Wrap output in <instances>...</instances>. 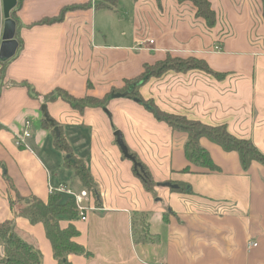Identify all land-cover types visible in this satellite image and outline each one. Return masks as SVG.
<instances>
[{
	"label": "crops",
	"instance_id": "obj_1",
	"mask_svg": "<svg viewBox=\"0 0 264 264\" xmlns=\"http://www.w3.org/2000/svg\"><path fill=\"white\" fill-rule=\"evenodd\" d=\"M206 1L215 14L213 28L196 16L190 2L179 0H121L112 11L95 9V0H17L10 11L21 43L5 62L0 82V223L13 221L12 231L40 252V264H57L44 228L14 217L25 204L11 209L10 201L18 193L46 202L49 182L84 189L73 171L63 167L64 153L54 148L51 130L41 126L42 97L55 89L101 99L122 88L124 80L139 76L144 65L168 54L203 59L227 76L216 80L199 71L169 72L140 87L139 94L162 113L209 126L225 125L230 134L250 140L264 155V2ZM83 5L89 7L81 9ZM64 9L68 11L62 21L36 25L58 17ZM97 11L108 20L128 21L126 31L115 32L122 43L106 42L107 34L98 39ZM142 40L154 44L136 46ZM6 83L12 84L5 87ZM24 83L35 94L20 85ZM44 104L94 183L86 221L78 216L59 218L61 229L75 227L74 242L90 254L70 255L72 264H264L263 166L253 162L244 172L236 153H226L202 138L201 147L220 171L206 173L191 166L190 173H183L188 165L187 135L152 119L131 99L108 100L111 120L102 108H87L80 114L60 99ZM26 121L31 123L29 150L15 145ZM116 130L158 184L155 197L121 154ZM169 182L185 184V192L163 185ZM63 196L61 202L68 198ZM142 214H148L152 240L135 242ZM248 242L257 247L248 250Z\"/></svg>",
	"mask_w": 264,
	"mask_h": 264
},
{
	"label": "trees",
	"instance_id": "obj_2",
	"mask_svg": "<svg viewBox=\"0 0 264 264\" xmlns=\"http://www.w3.org/2000/svg\"><path fill=\"white\" fill-rule=\"evenodd\" d=\"M120 1L121 0H95L94 8L97 10L102 9L112 11ZM179 1L190 2L195 8L196 16L202 18L206 22L207 27L213 28L215 26V14L211 10L208 1ZM87 7H89V5H83L80 8L86 9ZM66 10L67 9L62 10L58 17L42 20L36 25L52 24L62 21ZM18 43L21 42L18 41ZM6 63H3L1 66L0 82L4 79ZM192 71L202 72L216 80L224 79L227 76V73H220L211 69L208 63L203 59L193 56L179 57L168 54L162 60H158L153 64L144 65L143 72L139 76L133 79L124 80L122 88H114L109 94L101 99L89 95L80 98L75 97L60 88L44 95L42 99L44 103L55 102L60 99L67 103L72 109L82 114L87 108H105L108 100L111 98V94L126 93L127 97L137 99L140 104L155 111L158 120L166 123L171 130L185 133L187 135L184 144V155L188 165L182 170L183 173H190L191 166L203 169L206 173L220 171L219 167H217L212 161L208 152L201 147L199 141L202 138L218 146L226 153H236L244 172L249 169L253 162L264 167V155L254 146V144L250 140L239 139L233 136L228 132L225 125L209 126L198 121L189 120L182 116L162 113L155 107L152 100L146 101L139 94L140 87L147 84L153 78H160L169 72L186 74ZM11 84L12 83H6L4 86L8 87ZM20 85L25 86L29 93L35 94L34 90L30 88L28 84L24 83ZM88 87H90V84H87V88ZM49 119L53 124L46 121L43 116L41 126L45 130H51L54 148L64 153L63 167L73 171L74 176L78 178L84 189L94 191L93 178L83 161L73 153L71 146L65 138L62 127L51 119V117H49ZM54 128L57 129L58 135H56ZM128 153L134 158V161L132 162L133 173L140 179L144 189L150 193L152 197H155L154 188L158 184L154 182L148 169L139 160L138 156L129 149ZM163 185L177 193H184L187 187L185 184L173 182ZM20 202H23L25 206L20 208L18 212L15 213L14 217L24 218L28 220L31 225L42 224L45 236L51 245L53 258L57 264H72L68 259L70 255L90 256L89 252L74 242V239L78 236V231L75 227L69 225L67 228L61 229L59 225V218L62 216L72 218L78 216L75 204L71 198H67L65 202H61V195L53 194L49 195L46 202H43L34 196L23 198L18 193H15V200L10 201L11 209H13L15 204ZM139 216L138 222L140 231H138V235L136 232L134 234L136 237L135 242H138L140 238L150 241V239L152 240V237H149L148 235V214H142ZM135 220L137 219L135 218ZM12 224V220L0 223V243L3 244L4 248V257L0 259V264H40V252L32 244L24 241L14 233L12 231ZM133 224H135V221ZM139 234H141V237H139Z\"/></svg>",
	"mask_w": 264,
	"mask_h": 264
},
{
	"label": "water",
	"instance_id": "obj_3",
	"mask_svg": "<svg viewBox=\"0 0 264 264\" xmlns=\"http://www.w3.org/2000/svg\"><path fill=\"white\" fill-rule=\"evenodd\" d=\"M2 2V13H3V29H2V36H1V43H0V62L5 63L7 62L10 58H12L19 47V43L16 39V22L11 19L10 17V11L17 5V0H1ZM112 99L114 98H122L126 97V93L120 94H111L110 96ZM134 101L139 102L137 99H134ZM41 112L46 119V121H49L51 124H53L47 113V107L44 105L41 108ZM56 135L57 129L54 128ZM116 138V144L119 147L123 157L125 159H128L130 161H134V158H132L131 155L128 153V149L124 145L121 134L119 132H115L114 134Z\"/></svg>",
	"mask_w": 264,
	"mask_h": 264
},
{
	"label": "built area",
	"instance_id": "obj_4",
	"mask_svg": "<svg viewBox=\"0 0 264 264\" xmlns=\"http://www.w3.org/2000/svg\"><path fill=\"white\" fill-rule=\"evenodd\" d=\"M145 44L153 45V40H142L136 43V46L142 47ZM219 46H215V51H220ZM31 137V123L29 121H26L24 123L23 130L20 134H17L15 136V145L19 148H24L29 150V147L27 145V140ZM48 192L49 195L57 194V195H64L68 198H71L75 204L76 211L78 214V217L81 221H86V214L88 211L92 210V208L89 205V202L92 198L95 196L94 191H88L86 189L82 190H74L73 188H70L64 184H60L58 186H53L50 182L48 183ZM257 244L254 242H248L247 243V249L251 250L253 248H256Z\"/></svg>",
	"mask_w": 264,
	"mask_h": 264
},
{
	"label": "rangeland",
	"instance_id": "obj_5",
	"mask_svg": "<svg viewBox=\"0 0 264 264\" xmlns=\"http://www.w3.org/2000/svg\"><path fill=\"white\" fill-rule=\"evenodd\" d=\"M96 13H97L96 14L97 17L95 19V29H96V34H97L98 39L101 38V35L102 34H107L108 40L106 42H108V43H114V44H120V43H122V41H123L122 37H119L118 35H116L115 32L118 31V30L126 31L129 28L128 21L126 20L124 22L123 21H119L118 22V21H116L117 19H115V17H113V18L112 17H109V20H108L107 17H105L106 15H105L104 12L97 11ZM110 16H112V15H110ZM118 19H120V18H118ZM250 49L252 50L253 47H251ZM250 49H249V51L251 52ZM244 51L246 52V49ZM242 53H244V52L242 51ZM110 99L111 100L131 99L136 104H139V106L141 108L145 109L146 112H147V114L149 116H151L152 119H155L159 123L162 122V121L158 120V116L156 115V112L155 111H153L151 108L145 107L144 105L140 104L139 102L134 101V99H132V98H129V97L126 96V97H122V98H114V99L110 98ZM65 104H66V106L69 107V109H71V110L74 111V109H72L67 103H65ZM44 105L45 104L42 103L41 104V108ZM102 112L108 118V120H111L112 115H111V113H109V111L107 110L106 107L102 109ZM162 123H164V122H162ZM164 124L167 126L166 123H164ZM115 132H118V131L116 130ZM115 132L113 134H115ZM71 139H73L72 136H71ZM71 141H73V140H71ZM126 161L127 162H130L132 164V161H130L128 159H126ZM137 179L140 181L139 178H137ZM70 188H73V187H70Z\"/></svg>",
	"mask_w": 264,
	"mask_h": 264
}]
</instances>
